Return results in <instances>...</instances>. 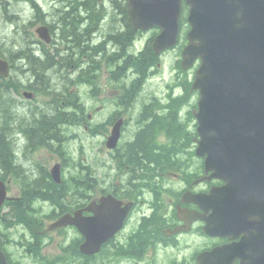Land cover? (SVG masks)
Instances as JSON below:
<instances>
[{"label": "flooded vegetation", "instance_id": "obj_1", "mask_svg": "<svg viewBox=\"0 0 264 264\" xmlns=\"http://www.w3.org/2000/svg\"><path fill=\"white\" fill-rule=\"evenodd\" d=\"M100 7H96L94 19L98 22L100 38L102 37L104 41L106 55L103 61L102 56H100V60L94 61L93 64V67H97L96 70L99 69L100 73V86L96 92L97 101L94 109L89 108L85 114L82 110L71 111L69 104L61 103L58 105L53 102L38 104L23 98L21 96L22 89L19 90V94L14 84L8 83L7 85V81H13L12 78L0 76V94H4L5 90L8 89L16 106L20 105L25 109V116L28 117V112H36V108H39L37 112L42 115L52 116L54 112L60 111L65 117L62 116L60 119L56 132H53L55 135L48 134L44 139H41L42 136L35 138V136L25 135L26 130L20 122L17 123L14 131L18 134L0 135V143L2 144L9 141V136H11L8 143L12 149H16H14V153L17 156V161L14 165L6 169L3 164H0V180L7 182V192L15 206L16 216L13 217V220L19 222L16 227H20V231L11 229L6 231L8 211L5 201L0 208L1 251L13 264H31L33 257L27 256L31 254L28 246L33 244L39 248L41 241L44 244L40 247L39 260L41 263L53 257L52 248L55 250L58 248L59 240L56 241L55 237H61L66 242L68 251L74 252L76 248L79 250L84 241V236L75 226L52 227L51 223L64 214L73 216L75 212H80L82 217L90 216L92 213L86 209V206L91 201L98 203L99 197L105 193L104 188L109 179L111 181L110 194L121 201L122 205L127 202H131L132 205L127 212L122 229L105 242L101 246V251L94 255L96 258H101L103 252L109 249L110 262L104 264H225L223 263L224 260L228 262L226 264L242 263L245 254L241 252L238 256H233L232 259H225L223 255L213 254L214 249L240 240L244 232L235 237L205 232L204 228L207 224L205 219L214 220V200L210 196V192L215 186V181L213 178H208L209 172L205 173L203 158L190 155V150L187 151L185 162L173 160V165L159 168L153 176H147L144 173L141 176L138 168L117 167L113 164L109 171L104 172L105 174L110 172L109 177L103 178L100 174L92 184L86 181V159L81 151L82 139L79 131L80 126H83L85 130L87 129V126L84 125L85 117L89 122H95L94 134L104 144L111 133L112 126L116 123L120 125L119 140L121 141L134 139L157 117H163L164 124L157 134L152 135V140L172 143L173 137L174 139L180 137L182 132L180 119H178V125H175L173 132H169L167 128L168 118L171 117L170 111L175 112L176 110L175 117H177L178 109L174 107L175 104H173V108L169 109L167 106L162 107L158 103H148L149 96L145 84H143V73L149 61H144L143 72L137 74L127 66L129 64L126 61L128 54H113L115 44L112 41L116 39L118 33L116 32L118 30H112L116 24L114 23L115 16L111 12L109 15L101 17ZM75 9L78 10V15H72ZM82 10L83 8L80 6L70 8L66 17H69L70 23L68 22V24H72V26L67 25V29L70 30L67 31V34H76L84 24L85 12H81ZM125 25L119 30L126 31L127 35H131L130 25ZM119 26L117 24V28ZM63 29L65 31L64 27ZM52 34H56L55 31ZM77 39L78 41L81 40L80 33H78ZM95 44L96 42H93V45ZM54 46L48 45L47 48ZM175 49V47L170 48L162 51V53L168 54ZM51 57L61 58L58 55ZM77 59H79L78 67L69 60H67L68 67L65 62L62 66L74 73L77 68L84 69L85 66L91 65L86 56ZM17 60L21 59L18 58ZM118 61L122 64L119 65ZM156 64L158 65V63ZM14 66L18 68L16 61ZM16 72L20 73V71ZM16 72L14 75L17 81ZM118 78L121 79L119 84L117 83ZM35 79L36 77L32 80L31 75L25 70L23 75L19 77V83L26 82V85L35 89ZM173 79L174 82L178 80L176 73L173 75ZM84 85L85 82L83 81L82 87ZM51 86L60 89L58 81L53 82ZM26 90L28 89L25 88L23 91ZM61 90H66V87L64 86ZM70 92L78 94L79 91L77 87L73 86ZM3 101L4 98L0 95V103L2 104ZM59 106L61 109H58ZM3 122L4 120H0V125ZM192 123L190 120L188 125L185 124V129H195ZM20 129L22 130L20 131ZM70 131L72 132V139L68 141L69 136L67 135ZM19 132L24 135L22 136ZM184 135L188 138V142L192 141L191 145H193L195 135L191 137H188V133ZM3 147L0 146V152ZM117 150L116 148L106 150L108 159L118 154L116 153ZM56 163L59 165L61 177V184L59 185L54 183L50 173L52 166ZM103 166L107 168L108 164H103ZM9 174H13V176L11 177ZM70 174L77 175L73 178ZM31 178L33 179L31 180ZM71 178L77 179V181L70 183ZM144 178L146 181L143 180ZM33 180L37 182H33ZM31 183H33V187ZM53 185H57V187L54 188ZM190 193L193 195L200 194L202 197L194 200L189 199ZM181 209L183 215L179 213ZM190 211L194 212L192 217ZM151 217L152 220L154 218L159 219L155 220L153 224L152 221H148ZM142 224L146 226L150 234L146 235L147 239L142 244V248L135 253L132 248L128 247L131 240L141 232ZM13 226L15 225L10 224L8 227L12 228ZM48 247L50 251H47ZM123 248H125V252L122 251ZM60 252H67V249L64 248ZM34 262H36L35 258ZM99 264L103 263L99 260Z\"/></svg>", "mask_w": 264, "mask_h": 264}, {"label": "water", "instance_id": "obj_2", "mask_svg": "<svg viewBox=\"0 0 264 264\" xmlns=\"http://www.w3.org/2000/svg\"><path fill=\"white\" fill-rule=\"evenodd\" d=\"M186 2L191 6L190 29L182 67L188 68L200 58L192 83L200 94L196 151L206 154V168L227 180L224 191L229 199L238 197L236 202L245 210L250 189L261 185L251 204L259 202L264 191V0ZM127 12L135 28L160 26L153 39L156 51L175 41L180 0H128ZM38 31L47 39L45 27ZM5 71L6 63L0 60V72ZM3 196L0 183V203ZM101 201L102 212L96 211L97 217L91 219L97 229L85 244L86 253L97 250L120 226L124 215L118 210L117 215L109 216L105 209L115 201L110 197ZM86 234L90 235L88 229ZM0 264H8L1 253Z\"/></svg>", "mask_w": 264, "mask_h": 264}, {"label": "trees", "instance_id": "obj_3", "mask_svg": "<svg viewBox=\"0 0 264 264\" xmlns=\"http://www.w3.org/2000/svg\"><path fill=\"white\" fill-rule=\"evenodd\" d=\"M80 1H82V0H73V1L53 0L51 5L48 7L47 11L42 12L44 18H46L49 22L54 23V22L60 21L61 31L64 32V35L62 36L63 42H61V46L59 44L57 45L56 53H55L56 55L62 53V50L59 49V47H63V49H65V51H67V49H69L68 50L69 53H70V51H71V53H72V51H74L75 53H80L83 50H84V53L87 52L83 48L84 46L83 45L81 46L80 44L84 41V39L86 41H88L87 40L88 35L91 32L95 31L97 28H99L98 22L95 19H93L92 15H91V17L87 18L84 21V24L81 26L83 29V32L85 34L84 36H83V32H81L80 30L76 34H67V31H70L67 29V25L72 26V24H68V22L70 23V20H69V17H66V16L68 15L70 8L72 7V4L78 3ZM32 2L36 6L39 7V2L37 0H32ZM12 3H13L12 0H0V10L8 11V9L11 8ZM81 4L82 3H78V4H76V6H80ZM97 5H101L97 2V0H86L85 1V7L83 5L84 8L81 12H86L87 10H90L88 8H91L92 6L97 7ZM111 7H112L111 11H108V7L106 5L100 7V9H99L100 10V16L102 17L103 15H109L111 12H113V16H115L114 23H116V26L114 28H115V30H118V31H116L118 33H117L116 39L113 40L112 42L115 44V47L118 49V51H120L123 49V44L126 41H128L131 36L127 35L126 31L119 30L121 28L120 27L117 28V24L118 25L121 24L124 27L125 24L127 26H129V23H128L126 13H125V6L122 3L116 2V4H115L114 2H112ZM78 13H79L78 10L75 9V11L72 15H74V14L78 15ZM3 15H4V12H3ZM49 16L51 18H48ZM6 21L9 23L15 24L12 20H9V21L6 20ZM84 25H85V27H84ZM63 27L65 28V31H64ZM22 32L27 33L28 38L33 37V34L29 30H26V28H23ZM78 33H80V37H81L80 41H78V39H77ZM16 38L17 37L14 34L12 36V41L9 43V45L11 47H14L15 43L19 44V42ZM83 44H84V42H83ZM23 46H24V44H23ZM78 46H81V48ZM91 48H94L96 52L89 50L88 53H90V54L100 55L104 52V48H103L102 44L93 45V46H91ZM148 48H149V44H147L145 46L143 52L137 54V57L132 58V56L129 55L126 59V61L129 62L130 69L137 72V74H141V72H143V63L145 60L150 61L151 60L150 56H152V58H155L154 55H148L145 53V52H147ZM27 52H29L28 55H27ZM98 52H100V53H98ZM7 53L9 55L15 54L13 51H9ZM71 53H70V56H71ZM20 55L22 57V60H24V63L27 65V67L31 73H32L31 69H33V70L35 69L38 71H44L45 65H46L44 59L34 58V56L30 53L29 50L26 51V48L25 49L21 48ZM48 55H49V53L47 51H45V56H48ZM63 55H64V53L60 55V57H62V58L61 59L59 58L60 60L58 59L59 60L58 62H60L62 64L63 61L65 60L64 62L67 64L68 57L67 56L63 57ZM34 59H40L41 61H34ZM58 62H56L54 67H53L54 69H53L52 74H51L52 77L49 75V78L47 81L48 85H51L53 82L55 83L57 81V75H60L61 71H63L62 69H60L58 67ZM68 66H69V64H67V67ZM50 81H51V83H50ZM189 87H190V82H187L186 88H185V93L188 91ZM6 92H5L6 94L5 93L0 94L4 98V101L2 102V104L0 103V120H4V122L0 125V135L1 134L2 135L13 134L14 133L13 129L15 131V127H16L17 123H19V122L22 124L21 126H23L26 130V132H24L25 135L35 136V138H40V136H42L41 139H44L45 136H47L48 134L55 135L53 133V131L56 132L57 125L63 116L60 111L54 112L52 116L42 115L38 112H36V113L34 112V114H33V112H30L28 117L25 116L24 113L18 114V112L16 111L17 109H16V104H15L14 99L10 96L9 91L7 89H6ZM64 92L66 94V90H63V92H61V93L63 94ZM62 94H59L60 98L58 99V101H57V99H55V101L53 99V101L51 100L50 102H54L58 105H60L61 103L67 104L68 102L74 103L75 96L66 95L63 97ZM183 99H184L183 97L176 99L174 107H179V103H182ZM58 109H61V106H59ZM175 115H176V110H175V112L170 111L171 117L168 118L169 124L167 125L169 132H173L175 125H178V119H177V117H175ZM163 124H164V118L163 117L155 118V120L149 126H146L143 131L139 132V134L136 135V137L133 139V141H131L130 143H128L127 145H125L123 147L122 162L124 164L129 165V167L140 169L139 172L141 173V176H143L142 173L146 174L147 176H153L157 173L159 168H162L163 166L165 167V166L173 165L174 164V163H172L173 160H177L178 162H185L186 161L185 157L188 154V152H187L188 150H190V155L192 154L191 148H188L186 146V143L188 142V138L186 137V135L183 134V132L180 133V137H178L176 139H174V137H173V142L170 145L157 144L154 140H152V135L154 134L156 127L163 125ZM36 125H38V126H36ZM53 128H55V129H53ZM35 129H37V130H35ZM20 130H22V129H20ZM15 134H18V133H15ZM10 138H11V136H9V141H7L5 144L0 143L1 148H2V146H4L0 152V164H3L4 168H6V169L11 167V165H14L15 162L17 161V156H15L13 149L11 148L10 144L8 143V142H10ZM188 157H190V156H188ZM94 180H95V178H90L88 180V182L92 184V182ZM143 180L146 181L145 178ZM35 182H37V181H35ZM31 184H33V183H31ZM53 186H54V188L57 187V185H53ZM12 206H14L13 203L10 204V207H12ZM14 210L12 211V215H13L12 217L16 216ZM23 219H24V217H23ZM158 219L159 218H154L152 220V217H151V219H149L148 221L149 222L152 221V223L154 224V221L158 220ZM148 234H150V231L146 229V226H144V224H142L141 232H139L135 236V238H133V240H131V244L128 248H132V250L135 251V253L139 252V249L142 248V244L146 241V239H147L146 235H148ZM30 246H32V245H30ZM35 250L33 248V252ZM122 251L125 252V248H123ZM35 252L38 254V250H36Z\"/></svg>", "mask_w": 264, "mask_h": 264}, {"label": "bare ground", "instance_id": "obj_4", "mask_svg": "<svg viewBox=\"0 0 264 264\" xmlns=\"http://www.w3.org/2000/svg\"><path fill=\"white\" fill-rule=\"evenodd\" d=\"M53 1V0H52ZM52 1H51V3H52ZM40 5V4H39ZM50 6V5H49ZM48 6V7H49ZM106 6L108 7V11H111L112 10V7H111V4H109V3H107L106 4ZM46 12V11H45ZM116 26V24L113 26V28H112V30L114 31L115 30V27ZM84 27H85V25H84ZM120 28L121 27H123L121 24H120V26H119ZM81 29H80V31L81 32H83V29H82V27H80ZM97 32H99V28H97L95 31H93V32H91L89 35H88V41L90 42V40H91V44L89 45V44H83V48L87 51V52H85L84 53V50L83 51H81L80 53H75L74 51H72V53H71V51H70V53H71V56H70V53L68 52V50L69 49H67V51H65V49H63V47H61V50L63 51V53H64V56H67L68 57V59H70V58H79V56L81 55V56H95L96 54H90V53H88V51L90 50V51H93V52H96L95 51V49L94 48H91V46H93V42H96V45H98V44H102L103 45V48H104V41L102 40V37L100 38V34H97ZM85 34H84V32H83V36H84ZM85 40V39H84ZM81 45V44H80ZM26 46L28 47V48H30V49H32V51H34V53H33V56H34V58H38V55L41 53V50L39 49V48H37L36 46H32V45H30L29 43H27L26 42ZM82 46V45H81ZM81 46H78V47H80L81 48ZM25 49V48H24ZM27 51V50H26ZM28 53L29 52H27V55H28ZM98 53H100V52H98ZM21 56V55H20ZM41 59H44L45 60V69H44V71H38V70H33V69H31V71H32V73L34 74V75H36V77H38L40 80H41V77H42V75L44 74V72L47 70L48 71V69H50V65H52L53 67H54V60H55V58L54 57H51V56H44L43 58H41ZM34 61H41L40 59H34ZM37 68V67H36ZM29 70V69H28ZM30 71V70H29ZM42 80H44V78L42 79ZM62 83V84H61ZM59 85H60V89L62 88H64V83L63 82H61ZM61 86H63V87H61ZM8 90V89H7ZM53 90V89H52ZM1 92H3V91H1ZM5 92H6V90H5ZM62 92H63V90H62ZM7 93V92H6ZM9 94H10V92H9ZM63 95V94H62ZM11 96V95H10ZM62 97V96H61ZM64 97V96H63ZM72 98V97H71ZM54 101H55V99H54ZM57 101H58V99H57ZM54 103V102H53ZM20 104V103H19ZM60 104V103H59ZM22 105V104H21ZM31 105V104H30ZM20 106V105H19ZM28 106V105H27ZM32 106H33V108H35V106H34V104H32ZM21 107V106H20ZM26 107V106H25ZM38 107V106H37ZM54 108V107H53ZM28 109H29V107H28ZM27 109V110H28ZM37 109H39V108H36V112H37ZM35 110V109H34ZM33 110V111H34ZM31 112V111H30ZM35 112V111H34ZM34 112H33V114H34ZM35 112V113H36ZM28 114H29V112H28ZM32 114V113H31ZM30 114V115H31ZM36 115V114H35ZM32 117V116H31ZM64 117V116H63ZM65 118V117H64ZM32 119V118H31ZM66 120V119H65ZM70 120H71V118H70ZM31 121V120H30ZM53 121V120H52ZM28 122V121H27ZM67 122V121H66ZM34 123V122H33ZM32 124V123H31ZM57 124V123H56ZM59 124V123H58ZM36 126H38V125H36ZM35 126V127H36ZM46 127V126H45ZM55 127V126H54ZM59 127V126H58ZM20 128V127H19ZM53 129H55V128H53ZM59 129V128H58ZM35 130H37V129H35ZM21 131V130H20ZM28 132V131H27ZM36 132V131H35ZM54 132V131H53ZM58 132H59V130H58ZM20 133V132H19ZM21 134V133H20ZM19 134V135H20ZM60 134H61V132H60ZM15 135V134H14ZM22 135V134H21ZM24 135V134H23ZM22 135V136H23ZM41 137V136H40ZM25 138V137H24ZM15 140H16V138H15ZM24 140V139H23ZM25 141V140H24ZM28 142V141H27ZM58 142V141H57ZM33 143V142H32ZM31 143V144H32ZM28 144V143H27ZM55 144V143H54ZM26 145V144H25ZM29 145V144H28ZM30 146V145H29ZM32 146V145H31ZM26 147V146H25ZM31 148V147H30ZM15 149V148H14ZM14 149H13V151H14ZM26 149H28V148H26ZM16 150V149H15ZM24 151V150H23ZM27 151V150H26ZM25 151V152H26ZM30 179V178H29ZM28 179V180H29ZM33 178H31V180H32ZM96 179V178H95ZM28 180H27V182H28ZM35 180H33V182H34ZM26 182V181H25ZM31 182V181H30ZM94 182V181H93ZM92 182V183H93ZM30 186V185H29ZM29 186H27V187H29ZM32 187H33V184L31 185ZM38 186V185H37ZM39 187H41V186H39ZM30 188V187H29ZM50 192V191H49ZM54 192V191H53ZM53 192H52V194H53ZM55 193V192H54ZM39 194V193H38ZM33 248H34V250L37 248L35 245H33L32 244V246H28V250H29V252L30 253H33Z\"/></svg>", "mask_w": 264, "mask_h": 264}, {"label": "rangeland", "instance_id": "obj_5", "mask_svg": "<svg viewBox=\"0 0 264 264\" xmlns=\"http://www.w3.org/2000/svg\"><path fill=\"white\" fill-rule=\"evenodd\" d=\"M13 2L14 1H16V6L15 7H12L11 6V8H9L8 9V11H10V9H22L23 8V5H19V3H20V0H12ZM38 2H39V4H45V5H47V7L49 6V5H51V1L52 0H37ZM48 18H51L50 16L48 17ZM13 33L15 34V36L17 37V38H19L20 36H21V33L20 32H13V28H12V26H10V25H8V23H5L4 21H2L1 19H0V34L1 35H6V37L7 36H11V35H13ZM97 34H100L99 32H97ZM84 43H87V44H91V40H90V42L89 41H86V40H84L83 41ZM83 42L81 43V45H83ZM82 56L80 55L79 56V58H81ZM173 60H174V57H173V55H168V56H163V67H162V70H163V74H164V79H163V81H162V83H161V86H163V83L166 81V79H167V77H168V75H169V72H170V66H171V64H172V62H173ZM53 66L52 65H50V69H48V71L46 70L45 72H44V74L42 75V77H41V80L44 78V80H42L45 84H48L47 83V81H48V78H49V75L52 77V71H53ZM36 76V75H35ZM50 77V78H51ZM154 82H155V84L157 83V79H155L154 80ZM50 83H51V81H50ZM59 84L61 83V82H58ZM62 84V83H61ZM80 84V80L78 79V78H75L74 80H73V82H72V85L73 86H78ZM64 86V85H63ZM63 86H61V87H63ZM59 87H60V85H59ZM152 87H153V85H152ZM154 87H156V88H159V87H157V86H154ZM62 89V88H61ZM6 94V93H5ZM10 95H11V93H10ZM16 111L18 112V114H20V113H24V111H25V109L23 108V107H20V106H16ZM17 126V125H16ZM13 132H14V129H13ZM15 133H13V135H14ZM83 140H84V144H85V152H90V154L91 155H93V154H95L96 153V147L97 146H93V147H90V144H91V142L93 141L90 137H88L87 135H84V137H83ZM97 141V140H96ZM94 142V141H93ZM47 251H50V248L48 247L47 248ZM53 251H55V248L53 249L52 248V250H51V252H53Z\"/></svg>", "mask_w": 264, "mask_h": 264}]
</instances>
